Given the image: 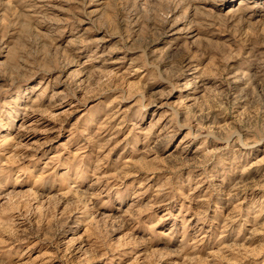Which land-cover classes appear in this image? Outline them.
<instances>
[{
    "label": "rangeland",
    "instance_id": "374dc122",
    "mask_svg": "<svg viewBox=\"0 0 264 264\" xmlns=\"http://www.w3.org/2000/svg\"><path fill=\"white\" fill-rule=\"evenodd\" d=\"M36 1L0 0V264H264V0Z\"/></svg>",
    "mask_w": 264,
    "mask_h": 264
},
{
    "label": "bare ground",
    "instance_id": "6f19581e",
    "mask_svg": "<svg viewBox=\"0 0 264 264\" xmlns=\"http://www.w3.org/2000/svg\"><path fill=\"white\" fill-rule=\"evenodd\" d=\"M32 2V5H31V7H32V9H31V11H33V12H37L38 10H40L41 8H42V6L40 5V4H38V3H41V1H36V0H31ZM43 2V1H42ZM250 3V1L249 0H241L240 1V3H239V6H238V9H245L247 6H248V4ZM99 4H103V3H99ZM43 6H44V4H43ZM251 7V6H250ZM263 8H264V4H263ZM88 11V10H87ZM246 13V12H245ZM88 14V13H87ZM90 14V13H89ZM93 15V14H92ZM94 16V15H93ZM85 19L86 20H88V21H90V18H88V17H85L84 18V21H85ZM77 20V19H76ZM82 23V22H81ZM175 27H172V29H174ZM179 31H174V33H178ZM195 32V31H194ZM172 35V34H171ZM80 41V40H79ZM102 44V43H101ZM98 56V55H97ZM105 56L106 55H104V54H102V55H100L99 57H101V58H105ZM106 59V58H105ZM85 70V69H84Z\"/></svg>",
    "mask_w": 264,
    "mask_h": 264
}]
</instances>
